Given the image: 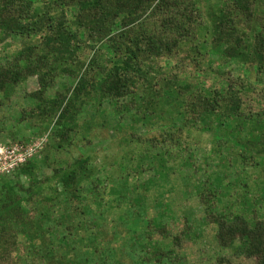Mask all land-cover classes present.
Masks as SVG:
<instances>
[{
  "label": "rangeland",
  "instance_id": "374dc122",
  "mask_svg": "<svg viewBox=\"0 0 264 264\" xmlns=\"http://www.w3.org/2000/svg\"><path fill=\"white\" fill-rule=\"evenodd\" d=\"M77 1L69 0L65 10L54 8L51 0H41L36 6L39 12L50 16L64 12L68 23L74 29L80 28L84 45L79 56L83 64L62 63L73 74L60 72L45 91L48 101L59 95L69 99L74 97L80 78L89 80L86 91L75 100V108L71 110L75 120H65L63 131L62 126L56 124L59 115L40 113L38 101L33 97L41 90L37 77L16 86L8 97L0 93V188L7 182L23 187L24 211L33 214L39 210L38 215L45 217L46 222L50 220L47 226L61 216L72 219V210L64 208L61 202L63 186L52 169L67 171L76 160H88V169L94 175L91 180H99L96 191L99 197L93 198L90 181L85 180L82 182L86 198L83 205L89 204L95 214L107 209L96 223L98 227L90 223L89 216L76 218L74 222L68 220V224L76 226L71 227L68 240H75L78 250L91 254V248L100 246L112 255L101 252L98 258L112 259L116 264H134L123 249L128 248L130 239L149 227V233H154L150 234L151 238L162 242L164 250L175 251L182 264H256L254 259L243 256L240 243L233 247L219 244L218 226L210 217L206 218L207 210L213 209L241 215L251 222L264 217V146L259 143L252 120L253 115L264 110V78L256 82L261 70L255 57H243L242 63L227 61L221 52L213 50L211 34H208L214 10L225 7L228 0H193L200 6L204 24L198 29L195 24L188 27L190 32L180 39L173 53L154 57L151 64L146 62L152 67L153 84L169 78L175 90L191 85V89L180 96L179 103L174 100L177 96L171 94L152 104L148 103L150 94L146 102L138 98L131 102L130 97H105L100 90L104 74L98 68L93 71L88 67L96 52L102 64L108 66V70L113 69L123 49L119 53L106 45L112 44V39L120 32L130 31L136 23L121 18L110 28L107 38L100 42L93 40L89 37V32L93 31L91 25L83 20ZM261 10L264 11V7ZM263 18L260 13L254 21L240 22L245 44L254 46V34L262 32ZM160 19V14L153 17L149 12L143 16L142 23L148 34L162 30ZM46 33L47 28L43 26L39 34L15 36L0 42V66H8L25 47L39 45ZM207 35L209 39H205ZM165 37L177 38L169 32ZM190 73L195 75L192 81L185 78ZM243 75L258 83L241 93L239 112L243 117L195 119L188 107L193 95L225 93L228 88L222 82H235L240 86ZM141 86L138 91L143 90L144 85ZM129 102L133 103L132 107L126 108ZM59 131L69 136V143L62 147ZM21 147L23 150L19 151ZM16 148L18 151L8 154ZM20 155H25V163H20ZM29 162L37 169L33 186L31 179L21 172L22 166ZM31 186L35 191L33 200L25 192ZM123 192H129L132 204L118 205L117 198ZM58 204L62 208H58ZM191 218L196 219V223H190L192 227L188 226ZM39 223L41 221L34 220L32 228L16 237L18 249L12 254L13 264H61L60 258L41 259L31 251L30 248H48L52 244L51 232H44V238L38 234ZM187 228L193 231L185 235ZM176 237L180 239L179 244L174 240ZM54 245L58 246L56 242ZM68 258L70 262L84 264V260L76 261L75 253Z\"/></svg>",
  "mask_w": 264,
  "mask_h": 264
},
{
  "label": "trees",
  "instance_id": "16d2710c",
  "mask_svg": "<svg viewBox=\"0 0 264 264\" xmlns=\"http://www.w3.org/2000/svg\"><path fill=\"white\" fill-rule=\"evenodd\" d=\"M51 1L54 8L65 10L69 0ZM40 2L41 0H0V42L15 36L39 34L43 26L47 28V33L42 37L43 41L39 45L25 47L8 66H0V93L8 97L16 86L23 84L30 77H37L40 81L41 90L33 94V97L38 101L40 113L46 112V116L53 115L54 117L59 115L56 124L62 126L61 130L64 131V121L75 120L71 110L75 108V100L86 91L89 80L85 77L79 79L73 91V98L68 99L66 96L59 95L55 100L48 101L45 98V91L49 86H52V81L60 72L73 74V71L71 72L70 68H65L63 64L69 62L78 66L83 64L80 60L79 51L81 48L83 49L84 42L81 40L80 28L74 29L68 23L64 12L60 16H50L47 12L41 13L36 7ZM77 4L80 6L83 20L88 21L91 25L90 29L93 30L89 32V37L99 42L107 38L110 28L121 18H129L130 23H136V26L130 31L120 32L118 36L113 38L112 44H105L107 47L119 51V53L123 49V55L120 54L117 58L113 69L108 70V66L102 64L101 56L96 52L88 66L90 70L98 68L104 74L100 90L105 97L111 99H128L127 97H130L131 102L137 101V98L139 101L146 102L148 94H150L151 98H149L148 103L152 104V101L153 103L157 102L164 95L174 94L177 96L174 100L179 103L180 96L191 89L190 84H186L180 90L172 89L169 78L160 79V83L153 84L150 78L152 67L149 65L152 58L160 57L165 53H173L174 49L178 47L180 39H183L184 35H188L190 32L188 27H192V24H195V29L204 24L200 6H197L193 0H78ZM263 7L264 0H228L225 7H221L218 11L214 10L212 24L208 28L213 50L221 52L225 60H238L239 63H242L243 57L249 56L257 59L260 67L258 69L261 70L256 81L259 83L264 78V18L260 23L262 32L255 31L254 46H249L250 43L245 44L244 32H240V22L242 20L254 21L260 13L264 15V11L261 10ZM148 12L153 17L156 14L161 15L162 25L160 28L162 30L158 34H148L147 29L144 28L142 18ZM168 32L177 38H166ZM205 39H209V36L207 35ZM127 41L130 44H127ZM119 44L122 45V48ZM45 47L48 49L47 52L41 53L46 49ZM147 61L150 62L148 66ZM196 75L200 77L198 73ZM194 77L195 75L190 73L185 78L192 81ZM242 78L243 81H241L240 86L235 82L229 84L223 81L222 84H226L228 88L225 93L216 91L214 95L211 93L193 95L188 101V107L195 119L206 121L213 117L242 116L239 112L242 103L241 93L251 85L258 84L246 78L245 75ZM141 85H144V88L142 91H138L142 87ZM158 87L159 89H157ZM131 102L126 108L132 107L133 103ZM262 111V113L253 115L252 120L255 125L253 130H257L261 139H259V143L264 146V110ZM63 131L58 132L60 136L59 146L61 147L64 143H69V136ZM172 135L169 138L171 140ZM46 159L45 162L48 165ZM36 170V165L32 162L21 168L22 174L31 179L32 186L36 184L33 181ZM52 171L59 177L63 186L61 194L64 197L61 202L65 204L64 208L72 210V219L61 216L58 217L59 219L52 220V224L47 226L50 220L46 222L45 217L38 215L39 210L33 214L24 211L21 199L25 189L20 185L5 183L0 188V264L14 263L12 262V254L18 249L16 237L21 232L26 233L29 228H32L34 220L41 221L37 232L42 238L45 236L44 232L52 233L50 247L30 248L41 259L52 257V260H55L60 258L58 261L61 264H78L68 261V256L75 253L76 261L84 260L82 262L84 264H116L112 259L97 257L101 252L112 255L110 251H107L108 249L104 250L97 246V248H91L92 253L89 254L78 250L75 240H68L71 236V227H76L72 223L68 224V220L74 222L76 218L84 219L89 216L90 223L98 227L99 224L96 223L102 219V215L107 209L106 207L99 214H95L89 204L83 205V199L86 201L83 195L85 192V188L82 186L83 181H90L93 198L99 197V193L96 192L100 185L99 180L98 178L91 180L94 175L88 169V160H76L67 171L64 169H52ZM32 186L25 192L33 200L35 191ZM126 187L128 188V186ZM128 193L123 192L117 198L119 206L133 203ZM97 203L101 204V202ZM57 207L62 208V205L58 204ZM136 214L138 215V213ZM41 215H45L44 212H41ZM208 217L218 226L217 240L219 244L224 247H233L236 243H240V250L244 257L254 259L256 264H264V217L251 222L241 215L224 214L215 209L213 211L207 210L206 218ZM191 219L188 223L190 227H192L191 222L196 223L195 218ZM81 223L82 225L86 224L85 226L91 225L90 223ZM79 225L81 226V224ZM187 229L188 233L185 235L191 233L190 230L193 231L191 228ZM150 234L154 233H149V227H147V231L130 239L128 248L123 249L134 264H182L175 251L169 248L164 250L162 242L154 241ZM174 240L178 244L180 243L178 237ZM55 242L58 246L54 245Z\"/></svg>",
  "mask_w": 264,
  "mask_h": 264
},
{
  "label": "built area",
  "instance_id": "2783aa9c",
  "mask_svg": "<svg viewBox=\"0 0 264 264\" xmlns=\"http://www.w3.org/2000/svg\"><path fill=\"white\" fill-rule=\"evenodd\" d=\"M21 150H23L22 147H21V149H19V151H21ZM15 151H18V148H16L15 150L13 149L11 152H8V154H9V155L14 154ZM6 152H7V150H6ZM1 153H2V152H1V150H0V154H1ZM19 160H20V163H25V162L27 161V160L25 159V155H20Z\"/></svg>",
  "mask_w": 264,
  "mask_h": 264
}]
</instances>
